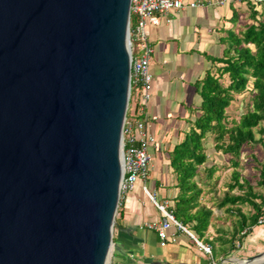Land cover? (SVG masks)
<instances>
[{
	"label": "water",
	"instance_id": "1",
	"mask_svg": "<svg viewBox=\"0 0 264 264\" xmlns=\"http://www.w3.org/2000/svg\"><path fill=\"white\" fill-rule=\"evenodd\" d=\"M128 5L0 0V264H110Z\"/></svg>",
	"mask_w": 264,
	"mask_h": 264
},
{
	"label": "crops",
	"instance_id": "2",
	"mask_svg": "<svg viewBox=\"0 0 264 264\" xmlns=\"http://www.w3.org/2000/svg\"><path fill=\"white\" fill-rule=\"evenodd\" d=\"M185 1H194L197 5L169 11L160 16L156 24L146 27L153 52L149 63L151 96L145 111L149 123L147 132L154 141L147 148L151 158L147 177L137 180L134 188L118 200L111 236L112 264H240L264 250V224L241 229L226 255L220 254L216 243L211 248L209 240L217 235L218 228L212 220L213 212L217 210L225 216L223 210L215 206V197L225 188L217 191L212 188V178L201 177L203 181L199 182L202 187L199 200L212 213L203 236L199 240L195 237L210 246V254L204 253L194 239L174 225L166 229L167 239L163 245L156 229L147 227L149 223L156 225L161 213L142 192V185L155 193L158 203L170 208L177 190L167 153L182 139L189 120L194 117L199 103L195 81L211 65L208 56H220L222 45L218 38L223 31L230 27L237 31L249 12L246 0ZM214 162L217 163L216 159ZM228 228L224 230L229 231ZM252 264H264V254Z\"/></svg>",
	"mask_w": 264,
	"mask_h": 264
},
{
	"label": "trees",
	"instance_id": "3",
	"mask_svg": "<svg viewBox=\"0 0 264 264\" xmlns=\"http://www.w3.org/2000/svg\"><path fill=\"white\" fill-rule=\"evenodd\" d=\"M246 2L250 21L237 31L232 27L225 29L218 38L222 45L220 56H208L211 65L195 81L199 103L194 117L182 139L167 153L177 190L169 210L198 240L212 213L199 200L202 192L199 182L210 179L218 168L207 148L227 156V165L231 167L229 181L222 194L215 197V206L230 220V230L219 227L217 235L209 240L211 248L216 243L221 255L231 250L239 231L255 224L258 215L264 212L261 192H264V19L254 9L257 3L264 5V0ZM245 91L248 100L243 110L237 118L228 119L226 108L235 95ZM133 110L129 99L126 116ZM254 143L261 146L263 157L258 162L256 179L251 182L241 176L237 167L242 146ZM216 180L217 177L211 180L212 188Z\"/></svg>",
	"mask_w": 264,
	"mask_h": 264
},
{
	"label": "built area",
	"instance_id": "4",
	"mask_svg": "<svg viewBox=\"0 0 264 264\" xmlns=\"http://www.w3.org/2000/svg\"><path fill=\"white\" fill-rule=\"evenodd\" d=\"M250 1L257 3L260 0ZM184 5L194 7L197 3L185 0H129L127 16L128 100L133 102L134 110L129 116H126L125 111L121 126L122 172L118 200L122 194L134 188L137 180H144L147 177L151 160L147 148L153 143L154 138L147 132L149 123L145 109L151 96L149 63L153 48L148 40L146 27L148 24H156L160 16L169 11L178 10ZM142 192L161 213V219L156 225L154 223L147 224V227L156 229V235L160 239L161 245L167 239L166 229L170 225H174L194 239L204 253L210 254V246L198 242L195 236L174 218L171 210L157 202L153 191H149L142 185ZM255 224H264V212L258 215Z\"/></svg>",
	"mask_w": 264,
	"mask_h": 264
},
{
	"label": "rangeland",
	"instance_id": "5",
	"mask_svg": "<svg viewBox=\"0 0 264 264\" xmlns=\"http://www.w3.org/2000/svg\"><path fill=\"white\" fill-rule=\"evenodd\" d=\"M257 8L255 9L258 13H260V18L264 19V5L263 4H255ZM248 7V5H247ZM245 22H242L238 25V28L241 27L244 23L249 22V16L246 15L244 18ZM248 100L247 92H243L241 94L235 95V98L230 102L229 106L226 108V114L228 119L237 118L240 112L243 110L244 102ZM207 153L209 157L218 164V168L213 172L211 178L214 179L216 176L218 177L216 183L214 185L215 190H221L222 187H225V184L229 181L230 170L231 167L227 165L226 155H221L219 152L212 151L209 147L207 148ZM263 157L261 146L257 143L254 144H245L241 148V152L239 155V165L237 169L239 170L242 177L247 178L249 181L253 182L256 179L258 172V162L261 161ZM210 161L208 160V163ZM210 179V180H212ZM136 184V183H135ZM203 186V185H202ZM148 188V187H147ZM151 191V190H149ZM144 198H146L144 196ZM147 201H149L146 198ZM157 200V198H156ZM150 202V201H149ZM151 203V202H150ZM210 204V203H209ZM213 206L212 204H210ZM214 215L212 216V220H214V224L219 227L228 228L229 227V219L224 215H221V212L215 210ZM116 215V213H115ZM217 215V216H216ZM115 218V216H114ZM225 218V219H224ZM229 229V228H228ZM112 248H110L109 255V263L112 264L111 257Z\"/></svg>",
	"mask_w": 264,
	"mask_h": 264
}]
</instances>
